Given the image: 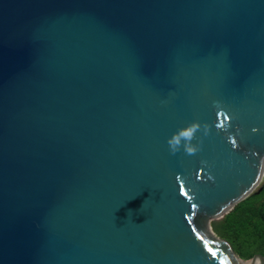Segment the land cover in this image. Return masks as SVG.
I'll list each match as a JSON object with an SVG mask.
<instances>
[{
    "label": "water",
    "instance_id": "water-1",
    "mask_svg": "<svg viewBox=\"0 0 264 264\" xmlns=\"http://www.w3.org/2000/svg\"><path fill=\"white\" fill-rule=\"evenodd\" d=\"M263 176L264 0H0V264H264Z\"/></svg>",
    "mask_w": 264,
    "mask_h": 264
},
{
    "label": "trees",
    "instance_id": "trees-1",
    "mask_svg": "<svg viewBox=\"0 0 264 264\" xmlns=\"http://www.w3.org/2000/svg\"><path fill=\"white\" fill-rule=\"evenodd\" d=\"M211 226L241 259L264 257V183Z\"/></svg>",
    "mask_w": 264,
    "mask_h": 264
},
{
    "label": "clouds",
    "instance_id": "clouds-1",
    "mask_svg": "<svg viewBox=\"0 0 264 264\" xmlns=\"http://www.w3.org/2000/svg\"><path fill=\"white\" fill-rule=\"evenodd\" d=\"M200 129L199 124L192 123L189 126L180 129L178 132L174 133L168 140V146L170 152L175 154L183 146V150L187 154H195L199 148L197 145L191 143L194 139L195 133Z\"/></svg>",
    "mask_w": 264,
    "mask_h": 264
},
{
    "label": "rangeland",
    "instance_id": "rangeland-1",
    "mask_svg": "<svg viewBox=\"0 0 264 264\" xmlns=\"http://www.w3.org/2000/svg\"><path fill=\"white\" fill-rule=\"evenodd\" d=\"M263 183H264V178H263L262 182L259 184L258 187H261V185H262ZM258 187H257V189H258Z\"/></svg>",
    "mask_w": 264,
    "mask_h": 264
},
{
    "label": "bare ground",
    "instance_id": "bare-ground-1",
    "mask_svg": "<svg viewBox=\"0 0 264 264\" xmlns=\"http://www.w3.org/2000/svg\"><path fill=\"white\" fill-rule=\"evenodd\" d=\"M263 178H264V176H263ZM263 178H262V180H263ZM262 180H261V182H262ZM261 182H260V183H261ZM258 188H259V187H258ZM256 191H257V190H256Z\"/></svg>",
    "mask_w": 264,
    "mask_h": 264
}]
</instances>
